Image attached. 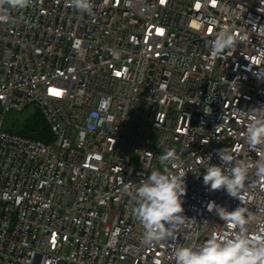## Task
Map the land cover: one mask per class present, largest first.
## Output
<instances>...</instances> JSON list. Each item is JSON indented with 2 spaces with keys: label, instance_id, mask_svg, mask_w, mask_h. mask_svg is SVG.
I'll return each instance as SVG.
<instances>
[{
  "label": "built area",
  "instance_id": "built-area-1",
  "mask_svg": "<svg viewBox=\"0 0 264 264\" xmlns=\"http://www.w3.org/2000/svg\"><path fill=\"white\" fill-rule=\"evenodd\" d=\"M91 4L32 0L0 23V264H175L176 247L231 231L210 201L240 206L249 234L264 232L255 168L240 199L203 184L218 149L261 158L244 136L264 108V0ZM224 28L244 39L214 57ZM29 107L48 143L4 130ZM168 149L186 175V219L174 239L145 245L124 187L162 171Z\"/></svg>",
  "mask_w": 264,
  "mask_h": 264
},
{
  "label": "clouds",
  "instance_id": "clouds-1",
  "mask_svg": "<svg viewBox=\"0 0 264 264\" xmlns=\"http://www.w3.org/2000/svg\"><path fill=\"white\" fill-rule=\"evenodd\" d=\"M68 3L81 12L91 13V0H68ZM31 4L32 0H0V23L13 22L10 10L24 9ZM238 39L244 37H236L231 29H222L210 42L211 55L218 57L225 50L234 48ZM256 109L261 110V114L247 124L244 138L249 149L261 158L253 164L237 160L228 149H218L220 164H210L203 175V184L210 190L223 188L229 196L240 199L251 169L255 168V176L264 180V108ZM177 161L176 151L168 149L159 157L162 171L151 170L146 179L139 183L129 182L124 187L137 205L133 214L144 229L145 245L174 239L176 229L185 223L181 198L186 194V175ZM169 165L176 171H169ZM207 210H215L231 231L213 233L196 248L176 247L172 254L175 264H264V232L249 234L246 227L249 221L243 208L239 206L228 211L226 207L210 201Z\"/></svg>",
  "mask_w": 264,
  "mask_h": 264
},
{
  "label": "rangeland",
  "instance_id": "rangeland-1",
  "mask_svg": "<svg viewBox=\"0 0 264 264\" xmlns=\"http://www.w3.org/2000/svg\"><path fill=\"white\" fill-rule=\"evenodd\" d=\"M37 110L29 107L23 113L12 111L7 114L4 122V130L23 134L26 132V127L37 120Z\"/></svg>",
  "mask_w": 264,
  "mask_h": 264
},
{
  "label": "trees",
  "instance_id": "trees-1",
  "mask_svg": "<svg viewBox=\"0 0 264 264\" xmlns=\"http://www.w3.org/2000/svg\"><path fill=\"white\" fill-rule=\"evenodd\" d=\"M37 120L26 127L24 137L48 143L51 141V132L39 111L36 113Z\"/></svg>",
  "mask_w": 264,
  "mask_h": 264
}]
</instances>
